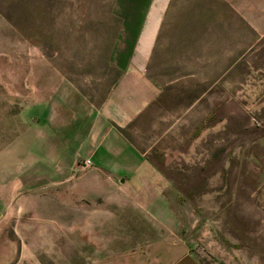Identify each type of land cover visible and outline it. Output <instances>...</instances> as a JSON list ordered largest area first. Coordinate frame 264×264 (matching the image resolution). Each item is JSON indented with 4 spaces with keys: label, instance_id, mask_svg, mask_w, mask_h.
Wrapping results in <instances>:
<instances>
[{
    "label": "crops",
    "instance_id": "0c3cea01",
    "mask_svg": "<svg viewBox=\"0 0 264 264\" xmlns=\"http://www.w3.org/2000/svg\"><path fill=\"white\" fill-rule=\"evenodd\" d=\"M187 2L185 38L207 48L194 68L155 81L157 36L181 24H125L102 104L49 112V156L70 198L53 212L103 221L96 234L153 264H263L240 238L264 236V0ZM214 4L240 24H212Z\"/></svg>",
    "mask_w": 264,
    "mask_h": 264
},
{
    "label": "rangeland",
    "instance_id": "374dc122",
    "mask_svg": "<svg viewBox=\"0 0 264 264\" xmlns=\"http://www.w3.org/2000/svg\"><path fill=\"white\" fill-rule=\"evenodd\" d=\"M164 1L0 0V264H153L154 254L118 252L119 237L96 234L103 221L54 214L53 207L69 208L70 198L67 174L55 172L58 162L49 156L48 115L55 104H102L119 76L125 24H181L177 32L171 27L173 38L157 36L149 66L155 81L194 68L207 48L185 38L183 25L191 22L178 11L190 3L177 0L166 13ZM215 4L219 20L212 24H240ZM203 238L199 244H207ZM240 239L264 264V236Z\"/></svg>",
    "mask_w": 264,
    "mask_h": 264
},
{
    "label": "built area",
    "instance_id": "2783aa9c",
    "mask_svg": "<svg viewBox=\"0 0 264 264\" xmlns=\"http://www.w3.org/2000/svg\"><path fill=\"white\" fill-rule=\"evenodd\" d=\"M82 166H83V168H89V167H91L92 166V162H91V160L90 159H85V160H83L82 161Z\"/></svg>",
    "mask_w": 264,
    "mask_h": 264
}]
</instances>
